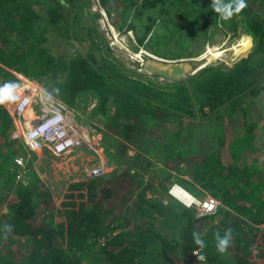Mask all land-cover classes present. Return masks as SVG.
Returning <instances> with one entry per match:
<instances>
[{
  "label": "trees",
  "instance_id": "1",
  "mask_svg": "<svg viewBox=\"0 0 264 264\" xmlns=\"http://www.w3.org/2000/svg\"><path fill=\"white\" fill-rule=\"evenodd\" d=\"M91 2L0 0V86L18 84L20 72L74 110L87 111L93 103L90 115L100 118L105 136L124 138L115 137L117 151L133 144L137 152L122 171L70 181L57 200L29 161L25 181L17 178V168L8 170L19 141L11 137L9 110L0 105V147L8 148L0 150V264H230L228 255L237 264H264V217L259 215L264 172L259 162L242 158L257 137V122L248 117L250 102L244 99L261 89L264 0H246L247 7L228 21L210 8L211 0H123L121 29H133L139 43L161 55L169 54L162 46L175 34L183 38L185 23L186 49L198 34L209 36L212 22H222L227 32L242 29L253 39L248 55L233 63L208 64L170 82L125 67L106 42ZM57 37L73 49L54 53L51 42ZM84 40L88 46L81 45ZM237 117H243L244 129L230 136L227 120ZM212 118L217 121L210 125ZM202 127L209 136L200 134ZM203 138L206 147L191 152L200 148L203 154L191 158L185 144ZM156 164L165 174L145 178ZM172 178L192 192L198 183L222 204L216 213L197 215L169 193L166 182ZM162 191L170 198L157 194ZM5 223L15 226L6 240ZM227 228L233 229V239L221 254L214 233L223 235ZM193 231L207 245L203 261L194 254ZM20 240L26 250L15 256L8 250H18Z\"/></svg>",
  "mask_w": 264,
  "mask_h": 264
},
{
  "label": "rangeland",
  "instance_id": "2",
  "mask_svg": "<svg viewBox=\"0 0 264 264\" xmlns=\"http://www.w3.org/2000/svg\"><path fill=\"white\" fill-rule=\"evenodd\" d=\"M91 3L92 5L89 6V9L93 12L97 11V21L99 22L100 29L106 39V42L109 45H111L113 53L120 60L123 61L125 67L130 68V70H133L137 75L146 74L149 76H153V78H155L158 81L170 82V80H168L167 78L156 76L154 75L155 73L150 72L143 67L142 63L144 62V58H146L147 55H151L152 57H158L165 60L180 59L185 57H195L196 59L201 61L205 59V57L207 58L209 56L208 55L209 53H207L209 48L211 47L213 48L217 46L218 49L223 50V52L213 57L211 59V64L220 63V62L231 64L239 57L248 55L249 50L253 45V39L251 38V36L242 29L235 32L233 29L228 28L229 31L227 32L226 28L228 26H226L222 22H220L221 24L220 23L215 24L212 22L210 27L208 28L209 36L206 37L203 32L201 34H198L195 38L190 40L189 48L186 49L187 47L185 46V41L186 39L188 40L187 37L188 34H186L188 33V31H187V23H185V20L183 19V22L185 23V26L183 27V29L185 30L183 34V38L179 41V38L182 37V35H180V33L175 34L172 38L169 39L167 45L162 46L163 47L162 50L163 49L168 50L166 52L169 54L161 55L153 51V49L150 46H145L139 43L136 39V34L133 29L122 30V31L119 30L121 29L119 23H121L122 18L120 15L116 14V12L112 18L111 15V12L113 10L112 8H111V12L108 11V7L106 8L105 4H100L99 0H92ZM121 7L122 5L120 6V9ZM113 19L114 20L118 19L117 21L118 25L113 21ZM145 28L146 26L142 28V31H144ZM112 41H114L115 44H113ZM240 42L241 45H239ZM51 45H52L51 46L52 51L54 53H59L61 51H67L73 49V47H71L72 45H70V42H68L65 38L62 37L54 38L51 42ZM81 45L88 46V42L84 40V42H82ZM116 46L122 47L127 52L123 53L118 48H116ZM135 53H139V55ZM18 73L20 72H17V75L19 76ZM263 76L261 79L262 84L260 91L257 92L256 94L249 95L244 99V101L250 102L248 117H250L253 120H256L257 122V127L254 129L255 133L257 134V137L254 138L253 147L248 146L244 148L245 151L243 153L242 158L249 162L250 161L259 162L262 165L264 172V77ZM11 102L5 103L7 109L11 107L12 105ZM91 107H93V103L88 105L87 111L75 110L76 111V115H74L75 121L81 124L80 126H83V128L87 132V140H84L85 142H83V144L74 147L69 152L57 154L48 147L41 149L42 151H47L46 153L48 154L43 153L41 150L32 152L28 150V148H26L21 143V141L19 142L15 141L16 142L15 146L17 147V149L15 148L16 154L13 153V157L14 155L15 156L23 155L26 158H28L26 160L32 163V166L34 167L38 175L45 181V183H47V185L51 189H53L57 200L61 199L70 181L77 179H84L88 177L87 168L101 165L105 168L106 170L105 173L111 172L113 169L117 171H122L133 162L134 159H132V156L137 152V147L133 144L129 145V147L125 150V152L117 151V149H119L120 144L118 138L115 137H120L122 141H124L123 140L124 138L112 132L106 133L105 136L104 131H101L100 129V128L104 129V124L100 121V118L99 117L95 118L90 115V113L92 112ZM242 120L243 117L231 118L230 120L229 119L227 120L228 123H226V128L230 136L235 134L237 135L238 133L241 132L242 129H244ZM216 121L217 118L215 119L212 118L209 124L213 125L214 123H216ZM196 126L199 125L195 123H190V127L192 129H194V127ZM200 128L201 126H199V129ZM201 131L202 132H200V134L202 133L204 135V138L206 136H209V133L206 132V128L202 127ZM104 136H105V140H104ZM204 138L199 140L197 139L196 142H191L188 145L185 144L186 149L190 152L191 155H193L191 156V158L198 157L199 155L203 154V150L201 149L202 150L201 151L200 148L198 149L199 151L196 152L194 151L193 153L191 152L197 149L198 147H203V148L206 147L207 142ZM204 142L206 143L204 144ZM0 143L1 144L4 143L2 138H0ZM208 146H210V144H207V148ZM0 150L5 152L8 150V148L6 149L4 147H0ZM240 161L242 162V160ZM9 165L10 166L8 167V170L10 171L17 168V174H18L17 178L22 177L24 181L26 180L25 175L27 174V171H23L21 167L15 163V161L10 163ZM160 166L162 165L160 164L152 165L151 168L154 169L156 167V169H154V171H151L150 173H145V178H149V174H150V177L152 179L155 178L157 180L158 177L162 176L161 173L165 174L160 169ZM26 167L28 168L29 165L27 164ZM26 177L28 178L30 177V175H27ZM183 177L192 180L191 175L185 174L183 175ZM166 183L169 186V193L171 194L174 185L177 184L181 185L180 183L175 182L173 178L172 180L171 179L168 180ZM181 186L184 187L183 185ZM194 186H196V188L194 189L196 190V192L195 191L193 192L190 191V192L196 196L204 197L207 194H211L208 190L202 188V186L196 182H194ZM163 192L164 191L157 192V194L162 197L170 198L169 195L165 196ZM172 195L175 197L174 194ZM180 201L183 202L182 200ZM192 208L196 209V213H197L198 211L197 207L192 206ZM3 210H6V204H3ZM259 215L260 216L263 215L264 217V210H262L259 213ZM0 224L1 225L3 224L2 220L0 221ZM261 226L264 227V222L261 223ZM165 229L168 230V226H165ZM15 247H19V249L15 250L14 248H12L10 249L11 251L8 250L9 252L13 253L15 256H20L21 255L20 253L26 250V246L23 244L22 240L19 241V246L15 245ZM251 257H255L253 255V252H251ZM226 260L230 264H237L235 259L233 258V255L226 256Z\"/></svg>",
  "mask_w": 264,
  "mask_h": 264
},
{
  "label": "built area",
  "instance_id": "3",
  "mask_svg": "<svg viewBox=\"0 0 264 264\" xmlns=\"http://www.w3.org/2000/svg\"><path fill=\"white\" fill-rule=\"evenodd\" d=\"M18 74L20 99L12 101L11 107L8 108L13 123L11 137L21 141L32 152L48 147L53 152L62 154L83 144L84 140H87V132L75 121L76 111L39 80ZM26 159L28 158L23 155H16L14 158L23 171H27ZM105 171L103 166L98 165L87 168V175H101ZM171 192L188 207H197L199 216L216 213L221 204L212 194L199 197L191 193V198L184 200L174 191ZM194 253L203 255L199 247L194 249Z\"/></svg>",
  "mask_w": 264,
  "mask_h": 264
},
{
  "label": "clouds",
  "instance_id": "4",
  "mask_svg": "<svg viewBox=\"0 0 264 264\" xmlns=\"http://www.w3.org/2000/svg\"><path fill=\"white\" fill-rule=\"evenodd\" d=\"M247 7L246 0H211L210 8L215 11L216 14L220 16L222 20L228 21L233 16L240 14ZM21 88L20 85L14 82H7L4 85L0 86V105L5 104L6 102L16 101L20 99ZM57 93L59 89L55 90ZM49 98H50V94ZM14 225L5 223L3 226L4 239H8L9 234L13 231ZM233 229L227 228L223 235L220 231L217 230L214 233L215 246L216 250L223 254L225 253L233 239L232 236ZM193 242L200 248L203 249L207 245L201 237V233L198 231L192 232ZM195 254V253H194ZM196 255V254H195ZM198 260L203 261L205 258L203 255L197 256Z\"/></svg>",
  "mask_w": 264,
  "mask_h": 264
},
{
  "label": "water",
  "instance_id": "5",
  "mask_svg": "<svg viewBox=\"0 0 264 264\" xmlns=\"http://www.w3.org/2000/svg\"><path fill=\"white\" fill-rule=\"evenodd\" d=\"M111 5H114L115 0H109ZM104 26V24H103ZM105 28V26H104ZM115 44L114 41H112ZM123 53H126L122 47H117ZM213 58V57H212ZM210 56L203 60H198L195 57H185L180 59L165 60L158 57L147 55L144 58L143 67L150 72H153L161 77H165L170 81L183 79L191 74L198 72L204 66L211 64ZM198 61V62H197ZM188 190L187 188H185Z\"/></svg>",
  "mask_w": 264,
  "mask_h": 264
},
{
  "label": "bare ground",
  "instance_id": "6",
  "mask_svg": "<svg viewBox=\"0 0 264 264\" xmlns=\"http://www.w3.org/2000/svg\"><path fill=\"white\" fill-rule=\"evenodd\" d=\"M239 45H241V42H240ZM216 49H218L217 46H215L213 48L211 47V48L208 49L207 53H209L208 55L211 58L215 57L216 55L221 54L223 52V50H219V49L216 50ZM207 53H206V55H207ZM135 54L139 55V53H135ZM173 191H174L175 194H177L178 196H180L184 200H188L189 198H191V192L189 190H186L181 185H178V184L175 185V187L173 188Z\"/></svg>",
  "mask_w": 264,
  "mask_h": 264
},
{
  "label": "flooded vegetation",
  "instance_id": "7",
  "mask_svg": "<svg viewBox=\"0 0 264 264\" xmlns=\"http://www.w3.org/2000/svg\"><path fill=\"white\" fill-rule=\"evenodd\" d=\"M114 3H115L114 5H111L110 1L107 0V3L105 4L106 8L108 7V11L111 12V8L113 9L112 12H111L112 18H113V15L115 14V12L118 13V11L120 10V6L121 5H122V7L125 6V3L123 2V0H115ZM113 21L118 25V22L116 20H113ZM119 30L122 31V29H119Z\"/></svg>",
  "mask_w": 264,
  "mask_h": 264
},
{
  "label": "crops",
  "instance_id": "8",
  "mask_svg": "<svg viewBox=\"0 0 264 264\" xmlns=\"http://www.w3.org/2000/svg\"><path fill=\"white\" fill-rule=\"evenodd\" d=\"M120 11H121V9L118 11V13H116V14H118V15H120ZM114 20V19H113ZM116 21H118V19H115ZM5 105V104H4ZM42 151V150H41ZM43 153H45V154H48V153H46L47 151H42Z\"/></svg>",
  "mask_w": 264,
  "mask_h": 264
}]
</instances>
